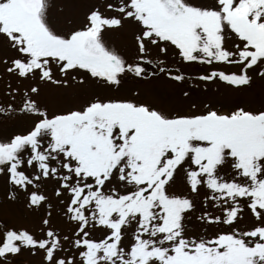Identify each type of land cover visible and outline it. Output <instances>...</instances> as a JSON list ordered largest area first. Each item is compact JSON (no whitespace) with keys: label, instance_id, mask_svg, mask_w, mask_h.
<instances>
[{"label":"snow or ice","instance_id":"obj_1","mask_svg":"<svg viewBox=\"0 0 264 264\" xmlns=\"http://www.w3.org/2000/svg\"><path fill=\"white\" fill-rule=\"evenodd\" d=\"M0 182V264H264V0H0Z\"/></svg>","mask_w":264,"mask_h":264},{"label":"rangeland","instance_id":"obj_2","mask_svg":"<svg viewBox=\"0 0 264 264\" xmlns=\"http://www.w3.org/2000/svg\"><path fill=\"white\" fill-rule=\"evenodd\" d=\"M205 68H206V66H199V67L193 68V69H186L185 71H186V74H196V73L203 71ZM221 70L229 71L230 69L228 67H222ZM192 83H194V81H189V84H192ZM217 89L223 91L222 84L213 85V91H216ZM19 210H20L19 205H13V204L7 203V201H6V190H5L2 182H0V212H4L6 214H13V213L18 212ZM35 223H38V220L35 221ZM26 225L28 227H33L34 222L31 219H29V221L26 222ZM37 259H38V257L33 258V257L25 254V256L21 257L20 264H34V261Z\"/></svg>","mask_w":264,"mask_h":264}]
</instances>
